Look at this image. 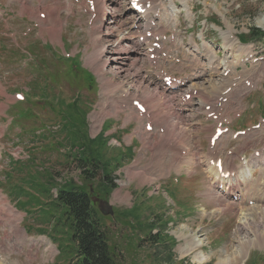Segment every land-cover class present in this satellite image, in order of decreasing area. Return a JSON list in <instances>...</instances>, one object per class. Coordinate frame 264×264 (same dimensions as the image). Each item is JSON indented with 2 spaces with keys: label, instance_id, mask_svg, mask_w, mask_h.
Segmentation results:
<instances>
[{
  "label": "rangeland",
  "instance_id": "obj_1",
  "mask_svg": "<svg viewBox=\"0 0 264 264\" xmlns=\"http://www.w3.org/2000/svg\"><path fill=\"white\" fill-rule=\"evenodd\" d=\"M97 1L96 7L88 6V0H0V192L4 193L0 194V208L3 204L15 212L24 235L19 243L15 239L11 241L9 222L0 214V264H75L73 254L66 253V238L60 239L59 233L43 225V201L46 199L43 185H47V180L51 182L49 175L52 174L57 183L71 179L80 182L78 164L68 156L72 152L69 142L75 135L81 140L95 142L92 148L102 152L103 160L119 153L126 154V145L137 142L133 159H126V166L116 170L117 188L105 198L103 193L96 196L113 206V221L107 220L106 227L125 264H168L165 262L169 247L172 248V264H215L219 261L223 264H264V158H255V153L264 149V62L241 64L238 58L243 55L242 51H237L238 46L233 47L234 53L223 55L227 40L222 36L228 29L223 34L229 37L231 32L247 34L254 28L264 32L257 24V19L264 15V0H196L194 30H190L189 24L185 26V13L178 16L182 21L179 29H189L192 35L188 36V41L193 37L200 43L199 33L204 34V52L189 54L167 42L169 48L174 49L172 57L180 63L162 57L159 69L187 78L189 82L183 89L191 99L182 104L181 91H177L172 106L165 97L168 103L163 112L173 117L164 120L158 117L162 114L159 104L165 101L164 97L138 93L140 100L153 112L156 122L162 124L161 128L164 127L173 140L168 144L159 132H144L145 122L139 123L137 113H131L132 105L128 104L127 110L125 104L121 107L126 91L118 90L112 102L102 105L104 89L112 93L122 89L120 84L125 78L133 83L131 87L137 88L143 82L144 86L150 84L152 89L160 88V94L172 96L163 93L160 85L156 86V80L147 73V59L144 57L141 61L139 53L142 52L136 48V45L147 46L148 50L156 42L147 37V32L155 31V20L150 14L136 15L130 5L127 9L129 0H122L123 5L120 0ZM179 1L182 11L185 5L191 12L187 0ZM171 5L174 8H169ZM167 7L173 15L180 12L172 1ZM93 8H97L95 13H92ZM92 14H97L101 21ZM159 23L165 26L160 19ZM173 29L170 25L166 34L171 35ZM134 34H138V43H135ZM176 34L185 37L180 31ZM142 37L144 42L140 41ZM200 39L203 40L201 36ZM119 42H122V49L132 53V61H125V65L118 56H112L115 61L104 70L103 61L121 49L117 45ZM193 47L199 48L195 42ZM103 48L108 50L106 56ZM259 51L264 55V47ZM65 53L73 59L66 60ZM136 55L135 60L132 56ZM149 65L156 68L158 63L154 65L149 60ZM224 68H228L230 74L222 77ZM103 73L106 76L101 78ZM247 79L250 87L244 83ZM228 88L233 90L222 97ZM17 94L25 95L29 101H19ZM221 98L227 101L220 102ZM100 106L105 112H101ZM206 106L211 110L217 107L221 111L220 120L230 128V132L216 142V145L219 143L217 147H210L217 121L207 120L211 110H205ZM240 113L242 117H238ZM102 125L103 133L99 136ZM236 131L247 133L234 139ZM160 140L163 148L159 146ZM213 155V158L223 155L225 164L229 161L236 174L255 165L248 188L243 181L238 187L234 176V180H227L229 187L226 188L228 192L233 189L232 194L222 193L214 185L215 174H219L208 170ZM244 160L251 163L245 165ZM95 183L97 181L90 183L92 193L97 189L92 186ZM18 189L34 191L39 200L32 194L24 204L26 198H21L24 195ZM52 195L55 198L54 193ZM14 205L23 211L28 207L29 216L18 212ZM115 216L131 224L119 223ZM136 217H140L144 232L133 230L132 226L138 223ZM153 224L158 228L154 234L162 230L168 235L165 240H170L169 247L162 246L161 240V245L146 241L148 232L145 230ZM182 230L192 234L190 239H202L203 248L182 256L179 248L190 249L183 245L190 240L178 238ZM25 231L47 234L59 245L61 255L54 242L46 237L28 236ZM200 250L204 253V261L196 257ZM243 251L247 252V259Z\"/></svg>",
  "mask_w": 264,
  "mask_h": 264
},
{
  "label": "trees",
  "instance_id": "obj_2",
  "mask_svg": "<svg viewBox=\"0 0 264 264\" xmlns=\"http://www.w3.org/2000/svg\"><path fill=\"white\" fill-rule=\"evenodd\" d=\"M242 39L243 41H247V39L262 40L264 39V33L258 29H252L250 37L243 36ZM56 113L58 114L57 110ZM71 142L72 148L78 150L75 154V160L81 172L80 182L71 179L57 183L52 174L49 175L48 178L51 182L47 180V185H43V190L46 193L43 225L52 226L50 228L55 233L60 234V239L66 238V253L68 255L73 254L75 264H125L120 257V251H117V247L112 244L108 234L109 230L106 227V221H113V217L104 215L98 206L93 203V198L100 193H103L105 198L106 195L109 196L117 188L115 184L117 177L114 175L116 170L126 165L124 161L129 160L126 157L128 154H125V152L119 153L118 156L103 160L100 157L102 152L92 148L95 142L93 144L88 140H81L77 135ZM33 181L36 180L33 179ZM95 181L98 184L95 183L96 185L92 184V186L97 189H95V193H92L90 183ZM53 188L58 189L55 198L51 194ZM20 192L21 195L27 198L32 195L24 189H21ZM34 197L39 200L38 196ZM115 219L119 223L131 224L130 221H122L121 216H115ZM134 219L138 223L136 227L132 226L133 230L144 232V227L141 226L142 222H139L140 217ZM157 229L156 224L149 225V228L145 230L148 232V240L146 241L158 245L160 244L159 240H161L163 242L162 246L169 247L171 245L170 240H165L168 235H164L165 232L162 230H158V233L154 234ZM68 243L72 245L69 246ZM171 251L172 248L169 247L170 253L165 263L172 264L170 262L172 259Z\"/></svg>",
  "mask_w": 264,
  "mask_h": 264
},
{
  "label": "bare ground",
  "instance_id": "obj_3",
  "mask_svg": "<svg viewBox=\"0 0 264 264\" xmlns=\"http://www.w3.org/2000/svg\"><path fill=\"white\" fill-rule=\"evenodd\" d=\"M108 8V7H107ZM169 8H174V6L173 5H171ZM106 9V8H105ZM183 9V11L184 12H186L187 13V15L190 13V10H188L187 9V7L184 5V7L182 8ZM142 17H145L144 15L142 16ZM190 17V16H189ZM107 19L105 18L104 19V21H106ZM257 24H258V26L259 27H261V28H264V15L262 16V17H260V18H258L257 19ZM230 31H231V29H230ZM111 33H113V32H111ZM110 33V34H111ZM110 36V35H109ZM115 36V35H114ZM121 37V36H120ZM123 37H125V39H127V37L128 36H123ZM114 38H116V37H114ZM121 39V38H120ZM119 39V40H120ZM108 40V39H107ZM113 39H111V41H112ZM115 40H117V39H115ZM115 40H114V42H115ZM124 40V39H123ZM95 43V42H94ZM106 43V42H105ZM126 43V42H125ZM122 44V42H119V44H117V45H119L120 46V48H121V45ZM111 45V44H110ZM115 45V44H114ZM124 45V44H123ZM105 46V45H104ZM205 46V45H204ZM108 47V46H107ZM106 47V48H107ZM153 46H149V49H151ZM105 48V47H104ZM102 49L104 52H102V53H104V55L106 56L108 53H107V51L108 50H106V49ZM115 48V47H114ZM117 48V47H116ZM127 48H128V46H127ZM112 49V48H111ZM118 49V48H117ZM148 49V50H149ZM101 50V51H102ZM96 51V50H95ZM98 53V52H97ZM135 53V52H134ZM154 53H157V51H155ZM132 53H130L129 51H128V49L126 50V49H118V50H116V51H114V53L112 52V54H111V57L109 58L108 57V59H106L105 61H103V63H102V68H104V70H107L108 69V67H110V66H112L111 64H113L112 62L113 61H115L113 58H112V56H118L119 58V60H120V62H122L123 64H125V61H127V60H130V61H132V58H130V55H131ZM140 55L139 56H141V57H143L142 55H143V53H139ZM110 55V54H109ZM149 56H150V54H149ZM104 57V56H103ZM132 57H134V59L136 60L137 59V55L136 56H132ZM151 61V63L153 64L154 62H152V60H150ZM134 62V61H133ZM121 63V64H122ZM116 65H118V62L116 63ZM126 65V64H125ZM170 66V65H169ZM101 67V66H100ZM133 67V66H132ZM134 68V67H133ZM134 71V70H133ZM136 72V71H135ZM169 72V71H168ZM138 73V72H137ZM139 74V73H138ZM200 74V73H199ZM134 75V74H133ZM196 75V74H195ZM201 75V74H200ZM103 76H106V73H103L102 74V76H101V78L103 77ZM197 77H198V75H196ZM125 78V77H124ZM193 78V77H192ZM195 78V77H194ZM130 81V80H129ZM129 81H127V79L125 78V80L122 82V84H120L123 88L121 89V88H119V89H117V90H115V92L114 93H112V92H110L109 90H107V89H104V91H103V93H102V96L104 97V102L102 103V105H107V104H109L110 102H112V100L114 99V97H115V95L117 94V91L119 90V92H122L123 93V91H126L124 94V98L126 99L127 98V96L129 95V93L130 94H132V95H130L129 97L130 98H132V99H134V100H137L138 101V99H140V94H138V93H144L145 95H151V94H154V95H156L157 97H159L160 99H162V96L164 97V99H165V101L164 102H162V103H160L159 104V108H160V113H162V114H159L158 115V117H161V118H163L164 120H167V119H170L171 117H173V116H171V117H169V115H171V113H168V114H166L165 112H163V110H164V105L166 104V103H168L167 101H166V98H165V95L164 94H160V91H158V89L157 88H151V85L150 84H148L147 86L145 85L144 86V83L142 82V84L141 85H139V86H137V88H135V87H131L132 86V84L133 83H131V82H129ZM137 81V80H136ZM143 81V80H142ZM212 81H214V80H212ZM218 81V80H217ZM219 81H220V79H219ZM226 81V80H225ZM215 82V81H214ZM220 83V82H219ZM131 85V86H130ZM116 86V85H115ZM211 86V85H210ZM213 86H214V84H213ZM215 86H217V83H216V85ZM209 88H211V87H209ZM113 89H115V87L113 88ZM196 89V88H195ZM112 90V89H111ZM131 90H132V92H131ZM198 90V89H197ZM213 91V90H212ZM106 92H110V94L109 95H107L106 94ZM129 92V93H128ZM163 92V91H162ZM223 92V91H222ZM164 93V92H163ZM189 93V92H188ZM162 95V96H161ZM214 96V95H213ZM171 97V96H170ZM115 101V100H114ZM102 102V101H101ZM123 102L124 101H122L121 102V106H123L122 104H123ZM141 104V103H140ZM144 104V103H143ZM120 105V104H119ZM119 105H118V110H119ZM128 106V105H127ZM99 107V106H98ZM100 107H102V106H100ZM123 107H125V106H123ZM122 107V108H123ZM133 107H131V109H132ZM144 108H145V114H140L139 112L137 113L138 114V116H139V119H140V121H141V118H152V116H153V112H151V110H150V108L147 106V105H145L144 104ZM131 111V110H130ZM134 111V110H133ZM170 111V110H169ZM101 112H105V109L102 107L101 108ZM167 112H168V110H167ZM134 116V115H133ZM132 117V116H131ZM140 121H139V123H140ZM185 135V134H184ZM183 135V136H184ZM180 139H181V137H179ZM182 141H186V139H181ZM180 140V141H181ZM176 141V140H175ZM264 158V157H263ZM260 164V163H259ZM188 166V165H187ZM249 167L250 168H246L245 169V171H242V172H240L239 174H236L235 173V180H236V184H237V186L239 187L240 186V184H242V182L241 181H243V182H245V187L246 188H248L247 186L249 185V184H251L252 183V180H251V178L253 177V174H254V171H255V165L254 166H250L249 165ZM260 167V166H259ZM219 176V175H218ZM254 179V178H253ZM230 181H232L233 180V178H230L229 179ZM258 182V181H257ZM244 185V184H243ZM235 187V186H234ZM259 187V186H258ZM232 188V187H231ZM246 190V189H245ZM259 190V189H258ZM227 191V190H226ZM255 192V191H254ZM253 193V192H252ZM259 193V192H258ZM253 196V195H252ZM221 198V197H220ZM210 199V198H209ZM3 202V201H2ZM220 203V202H219ZM241 203V202H240ZM213 204V203H212ZM232 204V203H231ZM223 205V204H222ZM260 205V204H259ZM231 206V205H230ZM2 211L0 212V214L2 215V218L3 219H6L8 222H9V226L11 227V228H9V232H8V235H11V238H9V239H11V241L13 240V239H15V241H16V243H19L20 241H23L24 240V235H23V232H22V230L20 229V226H19V223H17V221H16V214H15V212L13 211V210H8L3 204H2ZM0 208V209H1ZM231 208V207H230ZM229 208V209H230ZM257 208V207H256ZM261 208V207H260ZM247 211V210H246ZM227 212V211H226ZM260 212V211H259ZM264 212V211H263ZM6 215V218H5V215ZM262 215V214H261ZM264 216V215H263ZM258 217V216H257ZM263 218V217H262ZM264 219V218H263ZM246 224V223H245ZM249 224V223H248ZM259 225V224H258ZM250 226H251V224H250ZM261 226V225H260ZM248 227V226H247ZM251 228V227H250ZM259 228V227H258ZM257 228V229H258ZM260 229H261V227H260ZM264 229V228H263ZM256 233V232H255ZM192 234H190V233H187L186 234V232L184 231V230H182V232H181V234H179L178 235V238L180 239V240H182V238H186V239H188V240H190V242L189 243H187V242H184V244L183 245H185V246H189L190 247V249H188V250H185V249H181V248H179L178 250H179V252H180V254L182 255V256H184V255H188L189 253H195L196 251H195V249L196 248H200V249H202L203 248V241H202V239H199V238H195V237H193V238H191L190 239V236H191ZM9 237V236H8ZM250 239V238H249ZM256 239V238H255ZM260 240V239H259ZM5 241V240H4ZM251 241V240H250ZM256 241H258V240H256ZM7 243V242H6ZM251 243V242H250ZM263 243V242H262ZM22 244V243H21ZM248 244V243H247ZM239 245V244H238ZM245 244H243V246H244ZM254 245H256V244H254ZM260 245V244H259ZM16 246V245H15ZM9 247V246H8ZM7 247V248H8ZM14 247V245H11V248H13ZM240 247V246H239ZM248 247V246H247ZM255 247V246H254ZM15 249V248H14ZM239 249H242V248H239ZM240 252V251H239ZM245 253H247V252H242V255L243 256H245ZM196 257H197V259H199V260H202V261H204V253H203V251L202 250H200V251H198L197 252V254H196ZM245 258H246V256H245ZM242 259H244V257L242 258ZM247 259V258H246ZM0 261H1V259H0ZM215 264H223L222 263V261H219V262H216Z\"/></svg>",
  "mask_w": 264,
  "mask_h": 264
},
{
  "label": "water",
  "instance_id": "obj_4",
  "mask_svg": "<svg viewBox=\"0 0 264 264\" xmlns=\"http://www.w3.org/2000/svg\"><path fill=\"white\" fill-rule=\"evenodd\" d=\"M94 203L99 204V208L104 215H109V214L113 215V208L107 202L101 201V200L96 198V199H94Z\"/></svg>",
  "mask_w": 264,
  "mask_h": 264
},
{
  "label": "crops",
  "instance_id": "obj_5",
  "mask_svg": "<svg viewBox=\"0 0 264 264\" xmlns=\"http://www.w3.org/2000/svg\"><path fill=\"white\" fill-rule=\"evenodd\" d=\"M158 125H160V122H156ZM130 144H135L133 141L130 142Z\"/></svg>",
  "mask_w": 264,
  "mask_h": 264
}]
</instances>
